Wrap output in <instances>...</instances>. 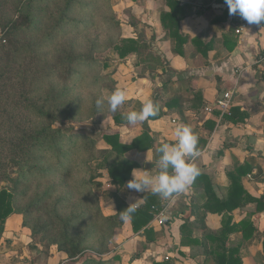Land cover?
Segmentation results:
<instances>
[{"label":"crops","instance_id":"1","mask_svg":"<svg viewBox=\"0 0 264 264\" xmlns=\"http://www.w3.org/2000/svg\"><path fill=\"white\" fill-rule=\"evenodd\" d=\"M178 2L180 32L186 41L174 52L161 22V14L170 10L167 1L142 0V27H146L142 39L163 61L160 66L142 63V79L131 83L132 94L142 103L150 97L157 106V114L134 124H116L112 120L113 130L107 133H119L123 142L129 143L141 131H148L152 146L143 151L130 150L125 157L136 164L133 169H140L138 174L144 171L155 174L159 160L157 149L162 143L176 142L173 133L177 123L190 126L198 137L199 152L191 162L203 177L195 179L183 193L168 199L157 196L162 208L148 224L154 231L153 239H148L143 232L136 233L129 240L130 248L142 246V255L135 262L124 253L121 264H154L170 259L174 264H203V247L211 245L197 223L204 212L205 188L210 183L212 191L222 199L230 189L228 172L237 167L247 170L240 179L243 201L232 210V223L248 219L251 231L247 238L240 229L230 232L228 245L239 248L242 264H264V35L258 24H249L239 14L225 16L228 11L225 0ZM242 23L246 24L245 28L237 32ZM194 38L203 41L206 54L196 48ZM227 90L233 91L228 114L219 115L215 108L205 110ZM127 184L128 181L119 194L135 207L144 203L147 192H152L150 189L137 192ZM160 213L164 219L162 224L157 222ZM220 218L215 212H207L204 227L217 232L221 229ZM185 219L192 223L189 238L194 240L188 245L181 244L180 227ZM6 234L10 232L2 233ZM18 235L12 232L11 245L20 241ZM19 247L27 253L34 251L28 240H23ZM14 256L15 260L2 257L0 264H25L22 258ZM65 259L63 252H53L47 260L41 256L38 264H57Z\"/></svg>","mask_w":264,"mask_h":264},{"label":"rangeland","instance_id":"2","mask_svg":"<svg viewBox=\"0 0 264 264\" xmlns=\"http://www.w3.org/2000/svg\"><path fill=\"white\" fill-rule=\"evenodd\" d=\"M0 1H3L0 6L4 13L15 16L14 3L9 0ZM75 1L57 31L54 23L63 10V0L35 3L34 12L39 21L22 37L23 43L31 45L25 46L20 58L25 68L29 69V75H32L26 80L27 84H31V96L48 97L45 104L50 108L51 116H54L50 127L101 140L102 134L113 130L112 115L108 112L110 108L105 104L99 107L97 113H91L94 102L101 94L106 100L110 96V86L125 91L127 105H121L118 108L120 112L139 110L142 106V102L135 97L136 94H132L134 89L132 90L131 85L142 79V65L134 64L137 61L135 55L120 58L115 50L122 38L142 40L146 29L142 27V0ZM71 58H76V61L72 60L74 62L66 66L65 62H69ZM70 69L74 73L66 77ZM93 77H99L96 87L90 85ZM110 79L116 80V84L111 83ZM63 88L64 97L53 100L52 96L58 95ZM96 151L98 155L102 153L101 149L97 148ZM88 154L85 151L78 153L73 162L69 163L71 159L68 161L71 167L68 166L66 170L56 169L50 158L43 162L48 173H44L43 177L34 173L26 182L27 189L21 183L17 186V207L28 209L25 214L14 213L7 218L5 227H8L0 232V259L6 257L15 260L14 255H17L25 264H38L41 256L47 260L53 252H63L67 257L64 251H58L57 245L50 242L60 240L55 235L56 228L60 231L61 227L52 216L54 206L61 215V222L69 216L85 212V216L78 217L73 229L78 237H87L83 246L88 249L81 256L82 259L87 256L105 261L118 254L120 259L111 261V264H121L124 253L130 255L131 261L135 262L141 257L142 246L130 248L129 240L136 233L130 232L128 224L111 231L103 229L105 225L101 224L99 213H112L110 195L113 190L109 184H103L106 182V175L102 169L97 170L99 164H96V160L88 165L82 162ZM86 167L90 169L88 174L85 173ZM86 176L93 180L97 177L101 182V185L94 188L96 198L73 188L75 179ZM4 185L5 183L0 182V188ZM51 186L54 187L45 196V189ZM42 195L45 196L43 200L36 202ZM4 231L10 232L5 235L8 238L2 235ZM12 232L14 235L19 234L20 241L16 245H11ZM21 240H28L34 251L29 250L27 253L20 248ZM36 250H39V254Z\"/></svg>","mask_w":264,"mask_h":264},{"label":"trees","instance_id":"3","mask_svg":"<svg viewBox=\"0 0 264 264\" xmlns=\"http://www.w3.org/2000/svg\"><path fill=\"white\" fill-rule=\"evenodd\" d=\"M9 1L14 3L15 16L4 13L5 11L0 6V182L5 183L0 188V232H3L6 220L10 215L14 213L25 214V210L28 209L17 207L16 196L18 192L16 188L20 183L24 186V189H27L26 182L34 173L42 177L44 173H48L49 170L43 166V162L50 158L53 160L56 169L66 170L69 163L74 161L73 158H76V155L81 151H85L89 154L82 162L88 165L89 162L96 160V164H99L97 170L102 169L106 175V182H103V184H109L113 190L110 198L114 211L108 215L99 213L101 224L105 225L103 229L111 231L128 224L132 234L143 232L148 239H153L154 231L151 227H148V224L154 214L162 208L160 201L157 199L158 194L147 192L144 203L135 207L136 211L130 215L129 219H121V212L129 204L119 194V190L124 183L132 179L131 171L136 165L126 158L125 154L130 150L143 151L152 146L153 139L150 133L146 130L141 131L131 142L125 143L120 134L116 132L104 133L101 140H93L87 137L88 135L66 133L60 128H51L50 122L54 120V116H51L52 112L45 104L48 97L34 98L31 96V84H27L26 80L32 75H29V69L25 68L20 58L22 57L20 55L25 51V46L31 45L23 43L22 37L33 26L35 27L39 21V17L34 12L35 3L44 0ZM166 1L170 10L161 14V22L166 30V36L171 40L172 50L175 52L181 49L186 41V37L180 32L182 23L178 11L181 12V6L178 0ZM2 3L3 1H0V4ZM75 3V0H63V10L54 23L56 31L60 22L65 21ZM228 13L226 11L225 16ZM193 43L203 54L207 53V47L202 40L194 38ZM115 50L120 58L135 55L137 58L135 65H142V63H148V66H151V64L162 65L163 59L156 54L144 39L122 38L120 44L115 46ZM75 59H69V62H65V65H71L74 62L72 60ZM73 73V69L68 70L66 77L72 76ZM92 80L90 85L96 87L95 84L98 83L99 77H93ZM101 80H104V78ZM110 81L114 85L116 84V80L110 79ZM115 89L112 86L109 87L111 93ZM64 95L65 89L63 88L59 90L58 95L52 96V98L53 100H60ZM99 97L104 96L101 94ZM105 104L107 103L105 102ZM92 109L91 115L99 111L96 102H94ZM230 109L231 107L229 112ZM108 112L112 115V120L116 124L128 123L125 119L127 112H120L118 109L115 112L111 110H108ZM219 115L224 116L226 114H220L219 112ZM97 148L102 150L100 155L97 154ZM70 159L71 161L68 163ZM89 170V167H86L85 173L88 174ZM246 170L245 167H237L228 172L230 189L222 199L215 195L210 183L205 188L206 199L202 205L204 212L203 216L197 218V223H200L203 228L202 235L204 239L209 241L211 245L205 244L203 247L205 255L203 264H242L238 256L239 248L228 245V239L229 233L235 229H240L244 238H247L251 231V223L248 219L234 224L232 223L231 214L232 210L243 201L240 179L246 173ZM202 177V175H199L195 179ZM94 179L90 176L77 178L74 181L73 188L84 194L87 193V196L96 198L94 188L101 185V182L97 180V177ZM53 187L45 189V196ZM45 196H39L36 202L42 201ZM207 212H215L221 216V229L217 232H212L204 227L203 223ZM84 213L82 211L79 215L69 216L67 220L61 222L59 220L61 215L54 206L52 216L61 227L60 231H58L59 228H56L55 235L60 237V240L50 242L57 245L58 251H64L67 254L65 262L63 261L61 264H111V261L119 260L118 254H114L109 260L105 261L102 259L94 260L87 256L82 259L81 256L88 249L83 246V242L86 241L87 237H78L74 234L73 229L78 217L85 216ZM191 226L192 223L185 219L180 227L182 245L194 242L189 238ZM154 264H174V262L170 259L163 262H154Z\"/></svg>","mask_w":264,"mask_h":264},{"label":"clouds","instance_id":"4","mask_svg":"<svg viewBox=\"0 0 264 264\" xmlns=\"http://www.w3.org/2000/svg\"><path fill=\"white\" fill-rule=\"evenodd\" d=\"M229 15L239 14L249 24L264 22V0H225ZM126 94L121 88L115 89L105 101L104 97L96 100L98 107L107 103L112 112H115L125 103ZM157 106L150 97L143 100L139 110L126 113L125 119L134 124L137 121H145L157 114ZM175 143H162L157 149L159 153L158 170L155 174L144 171L138 174L140 169H133L132 179L127 187L137 192L150 189L154 194L164 199L174 194L183 193L200 175V169L191 162L199 155L197 151L198 137L190 126L177 123L174 127ZM136 211L135 204L130 203L121 212V219H129Z\"/></svg>","mask_w":264,"mask_h":264},{"label":"built area","instance_id":"5","mask_svg":"<svg viewBox=\"0 0 264 264\" xmlns=\"http://www.w3.org/2000/svg\"><path fill=\"white\" fill-rule=\"evenodd\" d=\"M259 25V31L262 35H264V22L258 24ZM246 24L242 23L240 28H238L236 31L240 32L245 28ZM232 96H233V91L232 90H227L219 94L212 106H206L205 110L206 111H211L213 108L217 109L221 114H228L229 113V108L231 107V102H232ZM157 222L159 224H162L164 222V219L162 217V214L160 213L157 216Z\"/></svg>","mask_w":264,"mask_h":264}]
</instances>
